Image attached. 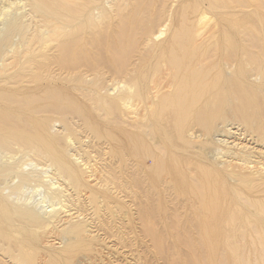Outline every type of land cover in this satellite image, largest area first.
I'll list each match as a JSON object with an SVG mask.
<instances>
[{
	"label": "rangeland",
	"instance_id": "obj_1",
	"mask_svg": "<svg viewBox=\"0 0 264 264\" xmlns=\"http://www.w3.org/2000/svg\"><path fill=\"white\" fill-rule=\"evenodd\" d=\"M102 1L100 27L84 33L77 54L47 47L38 59L48 76L27 87L32 108L59 101L66 110L64 121L46 114L68 141L57 147L79 173L77 188L46 159L0 150V164L33 174L3 182L14 205L45 215L64 193L81 219L52 231L0 225V264H264V0ZM0 11V51L20 49L11 28L32 24L28 1L0 0ZM177 60L222 87L177 112ZM66 229L80 235L64 244Z\"/></svg>",
	"mask_w": 264,
	"mask_h": 264
},
{
	"label": "bare ground",
	"instance_id": "obj_2",
	"mask_svg": "<svg viewBox=\"0 0 264 264\" xmlns=\"http://www.w3.org/2000/svg\"><path fill=\"white\" fill-rule=\"evenodd\" d=\"M27 1H28L29 6L31 7V14H32V21H33L32 24L15 22L11 28V33H15V34L21 36V38H22V44H21L20 49H17L15 51L13 49L3 51V49L6 45V44H3L2 50L0 51V150H7V151L18 150L21 153L31 154V155H35V157H37V158L46 159L48 162H50L52 165H54L58 168L56 170H58L61 177L63 176L62 178H64V180L66 179L70 182H74L75 186L73 188H77V185L79 184L78 182L80 179L79 173L75 169L71 168L70 163L67 160L70 156L69 153H67V150L65 148L61 149L60 147H57L59 145L61 146L62 142L66 143L68 141L61 139V138H63V137H61V134H60L61 138H58V136L56 137L53 135L52 124L50 121L51 119L49 118V116H47L48 114H46V112L48 111L49 113H52V114L59 116L60 119L63 120V118H65L63 114L66 112V110L64 111L65 108L62 107L63 104L59 105V103H58L59 101H57V103H54L52 101L53 103L49 104L48 106H44V107L40 106V107H42L40 109L32 108V105L34 104V100H36V98L34 99L33 97H30L28 95V91L30 92V90H28L27 87H29L31 84L34 85L36 83H39L38 81H40L39 80L40 76H41V74L43 75V73H44V72L42 73V71L43 70L45 71V69L43 68L44 64L42 65L38 58L39 57L44 58L46 56L45 53L48 52V51L46 52L47 47L51 46L52 44H57V46L60 47V51L62 52V54H64V56L66 55L69 57L70 56L74 57L75 54H77L74 51L75 49L73 50V47H75V44H77V43H78V45H80V43H82V41L84 40L83 39L84 33H86L88 30H90L92 32L96 28L100 27L99 22H98L99 21L98 20L99 15H96V11L99 10V8L97 6H98V3L101 2L102 0H27ZM0 12H2V11H0ZM202 18H201V20H202ZM28 23H30V22H28ZM161 35H163V32L159 33V36H161ZM70 38H72L73 41H70L71 40ZM227 41H228V39H227ZM73 42H75V43H73ZM10 46H12V45H10ZM80 46H82V45H80ZM51 47H53V46H51ZM6 48H8V47H6ZM57 51H58V49H57ZM187 52L188 51H186V53ZM125 53H126V51H125ZM176 58H177V56H176ZM181 62H178V60H177V61L173 62V65L169 64V66L171 65V68L169 67L171 70L170 69L169 70L172 71V73L174 74V75H172V76H174V82L171 81L170 83H172V85L174 87L177 86L178 89H180L177 92V90L174 88V91L176 90L175 93L177 92V94H178V97L175 96L177 99L175 100L176 102H174V104L177 107L176 110H178L177 112H180L182 110L185 111L186 108H184L185 109L184 110L183 107H184L186 102H187V104L189 103L190 99H192V101L193 100L199 101V97H203V95L208 94V92H211V90L215 89L216 87H220V88L222 87L219 84L216 85V84H213L211 82H207V77H208L207 72H206V70H203L201 66H199L200 69H197L196 65H194L193 62H192L193 64L192 63L191 64L181 63ZM183 62H185L184 59H183ZM260 64H261V62H260ZM46 68H47V66H46ZM135 72H136V70H135ZM45 73H46V71H45ZM167 74H169V72ZM155 75H153V76H155ZM43 76L46 78V76H48V75L46 74V76L45 75H43ZM44 77H42V78H44ZM165 77H167V76H165ZM42 78H41V80H42ZM172 85H170V86H172ZM3 86H5V87H3ZM132 86H131V89H133ZM17 87H18L17 91H19L18 94L10 92L11 89H14ZM220 88H218L217 90L219 91ZM129 89H130V87H129ZM223 91L225 92V90H223ZM131 92H133V91L130 90V93ZM222 92L218 93V95L220 96L222 94ZM215 94H217V93H214V96H215ZM174 95H176V94H174ZM128 97H130V96H128ZM224 97H225V95H224ZM119 98H117V99L119 100ZM123 98H124V96H123ZM46 99H47V97H46ZM186 99H188V100L186 101ZM219 99H220V97H219ZM225 99L227 100V97ZM167 100H169V99H167ZM214 100L215 99L210 100V102L213 101V103H214ZM163 101H165V99ZM169 101H167V103ZM172 101L173 100H171V102ZM196 101L195 102L193 101L194 104H196L198 102V101L197 102ZM206 101H207V99H206ZM171 102H170V104H173V102L172 103ZM218 102L220 103V101H218ZM161 104H162V102H161ZM161 104H159V105L161 106ZM147 105H149V104H147ZM198 105H195V106L197 107ZM214 105H216V103H214ZM248 105L249 104H247V106ZM186 106L188 108V105H186ZM195 106H194V108H195ZM201 106L202 105H200V107ZM131 107H133V106H131ZM148 107H146V108H148ZM172 107H174V106H172ZM168 108H169V106H168ZM249 108H250V106H249ZM45 109H47V110H45ZM76 109H77V107L73 108V110H76ZM163 109H166V108H163ZM159 110H160V108H159ZM197 110H199V109H197ZM204 110H205V108H204ZM188 111H190V110H188ZM188 111H186L187 112L186 114H188ZM206 111H201L202 113H198L199 112L198 111L197 113L200 114L198 116V118L201 119L205 124L208 125L210 123L208 121V120H210V115L208 118H205L206 113H207ZM203 112L205 113V115ZM183 113H185V112H183ZM191 113H193V112L191 111ZM55 115H53V116H55ZM177 115H181V114H177ZM246 117H248V116H246ZM179 118L177 116V119H179ZM198 118H197V120H198ZM63 124H64V122H63ZM65 124H64V126H65ZM212 124H214V123H212ZM67 126H69V125H67ZM202 126H204V125H202ZM205 127H206V125H205ZM205 127H203V128H205ZM212 128H213V126L212 127L209 126V130L210 129L211 130L208 131V129H207V131L211 132L209 135L215 136V132H213L215 130V128H213V129ZM179 129H181V128H179ZM65 130H66V128H65ZM94 132H96V131H94ZM187 134H189V133H187ZM178 135H180V134H178ZM190 137H189V139H190ZM156 139H158V138H156ZM156 142L157 141H155V144H156ZM133 145H135V144H133ZM139 147H141V146H139ZM203 153H204V151H203ZM152 155L154 157V154H152ZM148 158H149V156H148ZM177 162H178V160H177ZM154 164H155L154 165L155 167L160 169L161 162L159 159H156V161L154 159ZM23 171H24V169L22 170V167L16 166L15 163L6 162L4 164H0V225H2V226H3V224H5L6 226L10 225L11 228H15V231L18 228H23L25 231L27 229L29 231L32 230L33 232H36L37 230H44V231L50 230V231H52V230H58L60 227H63L64 225L67 226L68 225L67 221H69L71 219L74 220L75 218H78L77 217L78 216V210H79L78 206H76L75 203H73L74 205L72 206L70 204V202L68 204L62 202V199L64 197L65 198L67 197V194L65 195L64 193H59L60 196H58V198L56 200L57 202L55 205L59 206V208L56 209L55 208L56 206H55L53 211H51L45 215H40V214L36 213V211L31 210L25 206L23 207V206H19V205H14L9 200V198L4 196V193L2 194V191H3L2 187H3V184L6 183L5 181H7L10 178H19V179H21L22 182L23 181L24 182L31 181L30 178H32L33 174H30V173L25 174V173H23ZM82 174H84V173H82ZM60 175H58V176H60ZM247 182L250 183V181H247ZM181 187H183V186H181ZM57 191L62 192L63 189L61 191L57 188ZM80 217L78 218V220L81 219ZM231 223H232V221H231ZM69 226H74V225H69ZM65 227H63V228H65ZM0 228H2V227H0ZM4 228L6 229V227H4ZM69 230H70V228H69ZM2 231L3 230H1V232ZM77 231L78 232L71 230V232H72L71 233L70 231L68 232V230L66 229V231L64 232V235H61V242L66 244L70 239H73L70 236V234H73V233L79 234V230H77ZM8 238H9V236H8ZM2 239H3V237H2Z\"/></svg>",
	"mask_w": 264,
	"mask_h": 264
}]
</instances>
